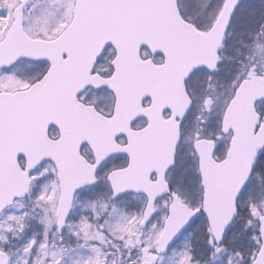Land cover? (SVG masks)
Listing matches in <instances>:
<instances>
[{
  "label": "snow or ice",
  "instance_id": "1",
  "mask_svg": "<svg viewBox=\"0 0 264 264\" xmlns=\"http://www.w3.org/2000/svg\"><path fill=\"white\" fill-rule=\"evenodd\" d=\"M0 264H264V0H0Z\"/></svg>",
  "mask_w": 264,
  "mask_h": 264
}]
</instances>
